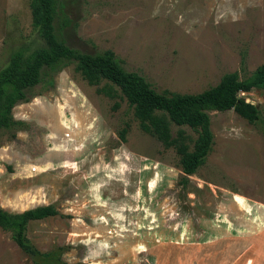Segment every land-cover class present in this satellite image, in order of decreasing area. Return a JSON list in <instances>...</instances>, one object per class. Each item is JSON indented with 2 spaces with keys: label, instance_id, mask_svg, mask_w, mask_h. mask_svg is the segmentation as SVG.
<instances>
[{
  "label": "rangeland",
  "instance_id": "rangeland-1",
  "mask_svg": "<svg viewBox=\"0 0 264 264\" xmlns=\"http://www.w3.org/2000/svg\"><path fill=\"white\" fill-rule=\"evenodd\" d=\"M59 2V41L82 53L112 51L157 92L197 94L264 64V0ZM29 3L0 0V70L15 50L45 47ZM52 84L13 107L26 127L0 130V209L58 211L28 223L38 251L63 248L65 264H264V137L256 126L232 110L210 113L212 151L183 186L174 150L139 129L117 88L110 98L104 82L89 85L73 65ZM240 96L264 118V91ZM62 116L83 130L80 141L63 140ZM0 264H32L1 229Z\"/></svg>",
  "mask_w": 264,
  "mask_h": 264
},
{
  "label": "trees",
  "instance_id": "trees-1",
  "mask_svg": "<svg viewBox=\"0 0 264 264\" xmlns=\"http://www.w3.org/2000/svg\"><path fill=\"white\" fill-rule=\"evenodd\" d=\"M59 3V0H30L32 26L45 47L33 52L23 48L15 50L7 66L0 70V130L26 127L23 122L13 120V107L29 102L36 86L46 82L51 87L53 77L73 65L75 72L89 85L104 82L100 91L110 98L116 97L114 87L117 88L132 109L139 129L154 137L165 149L174 150L183 173V186L188 183V177L204 165L212 151L210 113L232 110L256 126L264 137V118L259 108L240 96L253 90L264 91V64L242 79L236 72L225 74L215 86L197 94L157 92L143 76L125 70L112 51L82 53L59 41L53 23ZM184 128L196 137L192 138ZM126 134V127L119 131L120 142L126 141ZM56 215L58 211L52 205L20 214L0 209V229L10 234L32 264H65L61 260L63 248L41 253L26 236L29 222Z\"/></svg>",
  "mask_w": 264,
  "mask_h": 264
},
{
  "label": "built area",
  "instance_id": "built-area-1",
  "mask_svg": "<svg viewBox=\"0 0 264 264\" xmlns=\"http://www.w3.org/2000/svg\"><path fill=\"white\" fill-rule=\"evenodd\" d=\"M41 114V113H40ZM42 116H43V118H45L47 121H49V115L46 113V114H41ZM61 122V125H62V127H63V130H64V132H63V134H62V138H63V140H65V141H68V142H77V141H80L81 139H82V137L80 138V136L83 134V130H79V129H77V126H78V124H77V122L72 118V122H73V126L71 127L70 125H68L67 123V121H65V119H64V116H62V121H59V123ZM92 124H93V122H90V124L88 123L86 126H85V131H88V129H93L92 127ZM77 130H79V133L80 134H78V135H75L74 133H75V131H77ZM83 140H84V138H83ZM53 149H56V148H53ZM67 152V151H66ZM66 152H63V153H66ZM68 164H70L69 165V167L70 168H72V169H75V168H77V163H76V161L74 162V161H72V162H70V163H68ZM64 165V164H63ZM37 169H38V167H36V166H32V165H29V173H35V172H37ZM118 171V170H117ZM116 172V170H114V173ZM112 173H113V170H112ZM92 190V192L95 190V188L94 187H91L90 188V191Z\"/></svg>",
  "mask_w": 264,
  "mask_h": 264
},
{
  "label": "crops",
  "instance_id": "crops-1",
  "mask_svg": "<svg viewBox=\"0 0 264 264\" xmlns=\"http://www.w3.org/2000/svg\"><path fill=\"white\" fill-rule=\"evenodd\" d=\"M240 223V225L239 226H244V225H242L243 224V222H239ZM258 240H254V242H252L251 243V248H255V247H257L258 246V242H257ZM226 249H229L228 248V245L226 246ZM227 251H231L230 249L229 250H227ZM232 253H230V254H228L227 256H229L230 257V259H231V257H232ZM226 259H227V257H226ZM225 264H227V260L225 261Z\"/></svg>",
  "mask_w": 264,
  "mask_h": 264
}]
</instances>
